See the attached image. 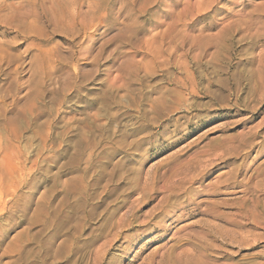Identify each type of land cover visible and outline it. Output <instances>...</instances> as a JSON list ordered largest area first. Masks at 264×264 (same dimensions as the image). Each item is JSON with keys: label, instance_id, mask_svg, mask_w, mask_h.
I'll return each instance as SVG.
<instances>
[{"label": "rangeland", "instance_id": "374dc122", "mask_svg": "<svg viewBox=\"0 0 264 264\" xmlns=\"http://www.w3.org/2000/svg\"><path fill=\"white\" fill-rule=\"evenodd\" d=\"M262 80L264 0H0V264H264Z\"/></svg>", "mask_w": 264, "mask_h": 264}, {"label": "bare ground", "instance_id": "6f19581e", "mask_svg": "<svg viewBox=\"0 0 264 264\" xmlns=\"http://www.w3.org/2000/svg\"><path fill=\"white\" fill-rule=\"evenodd\" d=\"M263 63V62H262ZM163 64V63H162ZM261 64V63H260ZM258 71V70H257ZM192 75V74H191ZM236 75V74H235ZM259 76V75H258ZM144 78H146V77H144ZM200 78V77H199ZM256 78V77H255ZM260 78V77H259ZM263 78V77H262ZM172 79V78H171ZM245 79V78H244ZM258 79V78H257ZM261 79V78H260ZM255 80V79H254ZM165 81V80H164ZM193 81V80H192ZM263 81V80H262ZM264 82V81H263ZM177 83H179V82H177ZM262 83V82H261ZM183 85V84H182ZM185 85V84H184ZM262 85V84H261ZM251 87V86H250ZM175 88V87H174ZM181 88V87H180ZM237 88V87H236ZM260 88V87H259ZM187 89V88H186ZM38 93V92H37ZM179 93L177 94L175 91H173L172 92V90H162V91H159V92H157L156 93V96L154 97V98H152L150 101H149V105H148V110H141V112H139V114L140 115H142V116H145L147 113L148 114H151V115H153V119H152V117L150 116L148 119H146V121H145V123L146 124H144V125H142L143 126V128H144V131H145V133L149 136H151V130H152V128H154V125L153 124H155L158 120L160 121L161 120V118L164 116V114H165V116L166 117H168L169 115V113H171L172 114V111H175V110H171L172 108H176L175 106L177 105L178 107H179V104H180V96L181 95H179ZM146 95H143L141 98H143V99H141L142 101H148V98L147 97H145ZM252 98V97H251ZM247 101V100H246ZM258 101V100H257ZM249 107V106H248ZM177 110V109H176ZM194 111V110H193ZM174 113V112H173ZM139 115V116H140ZM248 119V118H247ZM170 120V119H169ZM172 121V120H171ZM176 119L175 120H173L171 123H172V125L171 126H173L174 127V131L176 132V128H177V124H176ZM162 123V122H161ZM167 126V125H166ZM225 127V126H224ZM223 127V128H224ZM215 128V127H214ZM257 128V127H256ZM158 129H160V128H158ZM164 128H162L161 130H163ZM250 129V128H249ZM211 130V129H210ZM227 130V129H226ZM252 130V129H251ZM141 131V130H140ZM164 131V130H163ZM160 132L161 133V135L163 136V134L165 133V131L164 132ZM178 131V130H177ZM249 132H251L250 130H249ZM159 133V134H160ZM163 133V134H162ZM246 133H248V132H246ZM249 134V133H248ZM161 135H159V139H161L162 140V137H161ZM257 135V134H256ZM201 136V135H200ZM250 136V135H249ZM246 137H248V135H246ZM167 138V137H166ZM254 138V137H253ZM225 139V138H224ZM231 139V138H230ZM255 139H256V137H255ZM264 139V138H263ZM162 142V141H161ZM174 142L175 141H173V142H167V144H170V145H173L174 144ZM135 143V142H134ZM133 143V144H134ZM260 143V142H259ZM132 144V143H131ZM130 144V145H131ZM176 144V143H175ZM263 145V144H262ZM249 147V145L248 144H245L244 145V147ZM258 146H259V144H258ZM133 147V146H132ZM240 147V146H239ZM137 149V148H136ZM236 150V149H235ZM195 152V151H194ZM226 152H228V151H226ZM229 152H230V150H229ZM207 153V152H206ZM205 154V153H204ZM230 154V153H229ZM232 154V153H231ZM230 154V155H231ZM203 155V154H202ZM206 156V155H205ZM228 156V155H227ZM242 156V155H241ZM244 156V155H243ZM177 159V158H176ZM215 159V158H214ZM213 159V160H214ZM218 159V158H217ZM229 159V158H228ZM236 159V158H235ZM173 160V159H172ZM221 160H223L224 161V159H221ZM178 161V160H177ZM208 161V160H207ZM217 161V160H216ZM173 162V161H172ZM206 162V161H205ZM168 163H170V162H168ZM166 164V163H165ZM191 165V164H190ZM189 165V166H190ZM209 165V164H208ZM212 165V164H211ZM210 165V166H211ZM160 166H163V165H160ZM158 168H160L159 166H157ZM202 167V166H201ZM204 167V166H203ZM120 167H115L114 168V170L110 173V179H114V180H116L117 181V183H118V181L120 182V180H123L122 179V173L118 170ZM192 168V167H191ZM206 168V167H205ZM208 168V167H207ZM178 169V168H177ZM184 169V168H183ZM185 169H186V167H185ZM189 169V168H188ZM134 170V169H133ZM133 170L131 171L130 170V172H132V173H129V174H132V176L134 177L133 179V181H134V183H135V181H137L138 180V178H140V173L142 172V171H140V173L136 170V171H134L133 172ZM154 170V169H153ZM152 170V171H153ZM158 170H160V169H156L155 171H149L150 173L149 174H147V178L145 179V181H146V183L148 182L147 180H149L150 181V183L151 184H153L157 179H158V181L160 180L159 179V177L160 178H162L161 177V175H159L160 173L158 172ZM211 170V169H210ZM118 171H119V173H118ZM172 171V170H171ZM175 171V170H174ZM187 171V170H186ZM241 171V170H240ZM128 172V171H127ZM182 172V171H181ZM188 172V171H187ZM206 172V171H205ZM121 173V174H120ZM175 173V172H174ZM180 173V172H179ZM186 173V172H185ZM193 173V172H192ZM239 173V172H238ZM242 173V172H241ZM172 174V173H171ZM178 174V173H177ZM123 175H125V173L123 174ZM142 175V174H141ZM164 175V174H163ZM175 175V174H174ZM192 175V174H191ZM203 175V174H202ZM146 176V175H145ZM176 176V175H175ZM246 176V175H245ZM124 177V176H123ZM129 177V176H128ZM165 177H167V176H165ZM164 177V178H165ZM172 177H174V176H172L171 175V177L169 176V178H172ZM200 177H201V175H200ZM250 177H251V175H250ZM127 178V177H126ZM187 178V177H186ZM185 178V179H186ZM191 178V177H190ZM189 178V179H190ZM196 178V177H195ZM137 179V180H136ZM142 179V178H141ZM167 179V178H166ZM127 180V179H126ZM163 180V179H162ZM169 180V179H168ZM167 180V181H168ZM174 180V179H173ZM188 180V179H187ZM197 180H199V179H197ZM128 181V180H127ZM130 181V180H129ZM132 181V180H131ZM130 181V182H131ZM132 181V182H133ZM166 181V180H165ZM165 181H163V182H165ZM171 181V180H170ZM185 181V180H184ZM122 182V181H121ZM160 182V181H159ZM162 182V181H161ZM177 182V181H176ZM189 182V181H188ZM195 182V181H194ZM193 182V183H194ZM197 182H199V181H197ZM126 183V182H125ZM128 183V182H127ZM137 183V182H136ZM171 183H172V181H171ZM191 183H192V181H191ZM196 183V182H195ZM138 184V183H137ZM145 184V183H144ZM157 184V183H156ZM174 184V183H173ZM127 185H129V184H127ZM130 185H132V183L130 184ZM143 185V184H142ZM179 185V184H178ZM181 185V184H180ZM186 184H184V186H185ZM193 185V184H192ZM228 185V184H227ZM124 186H126V185H124ZM157 186H158V184H157ZM176 186V185H175ZM174 186V187H175ZM183 186V185H182ZM183 186V187H184ZM225 186V185H224ZM122 187V186H121ZM129 187H131V186H129ZM135 187H137V186H135ZM149 187V186H148ZM167 187V186H166ZM165 187V188H166ZM179 187V186H178ZM181 187V186H180ZM213 187V186H212ZM229 187V186H228ZM141 188V187H140ZM168 188V187H167ZM227 188V187H226ZM134 189V188H133ZM139 189V188H138ZM153 189V188H152ZM151 189V190H152ZM154 189H155V186H154ZM159 189H160V187H159ZM172 189H173V187H172ZM171 189V190H172ZM178 189V188H177ZM124 190V189H123ZM122 190V191H123ZM129 190H131V188L129 189ZM128 190V188H127V191H129ZM156 190V189H155ZM169 190H170V188H169ZM181 190V189H180ZM133 191H136V190H133ZM132 191V192H133ZM138 191V190H137ZM148 191V190H147ZM157 191V190H156ZM173 191H175V189L173 190ZM172 191V192H173ZM177 191V190H176ZM185 191H187V190H185ZM241 191V190H240ZM178 192V191H177ZM215 192V191H214ZM122 193V192H121ZM125 193V192H124ZM135 193V192H134ZM152 193V192H151ZM153 193H155V192H153ZM195 193V192H194ZM139 194V193H138ZM160 194V193H159ZM158 194V195H159ZM168 194H169V192H168ZM173 194H176L175 192L173 193ZM131 195V194H130ZM133 195V194H132ZM169 195H171V194H169ZM177 195V194H176ZM147 196V195H146ZM150 195H148V197H149ZM125 197V196H124ZM128 197H129V195H128ZM127 197V198H128ZM131 197V196H130ZM163 197L164 198H166V194H165V196H164V192H163ZM162 196H161V198H163ZM173 197H174V195H173ZM163 198V199H164ZM126 199V198H125ZM138 199V198H137ZM169 199V198H168ZM167 198L165 199V200H168ZM123 200V199H122ZM149 201V200H148ZM161 201V200H160ZM144 202H145V200H144ZM162 202V201H161ZM164 202H166V201H164ZM170 202V201H169ZM172 202V201H171ZM158 203V202H157ZM163 203V202H162ZM122 204V203H121ZM125 204H126V202H125ZM159 204V203H158ZM161 204V203H160ZM166 204H168V202L166 203ZM165 204V205H166ZM123 205V204H122ZM164 205V204H163ZM171 205V204H170ZM157 206V205H156ZM172 206V205H171ZM123 207V206H122ZM130 207V206H129ZM154 207V206H153ZM163 207V206H162ZM165 207V206H164ZM168 207V206H167ZM156 208V207H155ZM158 208V207H157ZM161 208V207H160ZM159 208V209H160ZM129 209V208H128ZM140 209V208H139ZM162 209V208H161ZM175 209V208H174ZM118 211V210H117ZM129 211V210H128ZM135 211V210H134ZM153 211V210H152ZM160 211V210H159ZM159 211H157V212H159ZM162 212H163V210H161ZM165 211V210H164ZM188 211V210H187ZM115 212V211H114ZM136 212H138L137 210H136ZM172 212V211H171ZM126 213V212H125ZM159 213H161V212H159ZM164 213V212H163ZM166 213V212H165ZM174 213V212H173ZM173 213H172V215H173ZM155 214V213H154ZM167 214H169L168 212H167ZM123 215H124V213H123ZM161 215H163V214H161ZM127 216H129V215H127ZM126 216V217H127ZM137 216V215H136ZM122 217V216H121ZM125 217V216H124ZM145 217V216H144ZM156 217V216H155ZM162 217H164V216H162ZM130 218V217H129ZM137 218H139V217H137ZM136 218V219H137ZM141 218V217H140ZM151 218V217H150ZM123 219V218H122ZM124 219H126V218H124ZM131 219V218H130ZM132 219H133V217H132ZM156 219H157V217H156ZM155 219V220H156ZM159 219H164V218H161V216H160V218ZM171 219V218H170ZM121 220V219H120ZM139 220V219H138ZM151 220V219H150ZM123 221V220H122ZM157 221H159L158 219H157ZM128 222V221H127ZM132 221H130V223H131ZM119 223V222H118ZM123 223V222H122ZM134 223V222H133ZM129 223H127V225H128ZM116 226L118 227L119 225L118 224H116ZM126 226V225H125ZM123 227V226H122ZM121 227V228H122ZM131 227V226H130ZM142 227V226H141ZM116 228V227H115ZM121 228H119V229H121ZM126 228V227H125ZM116 229H118V228H116ZM118 236V235H117ZM116 236V237H117ZM188 255V254H187ZM185 256V255H184Z\"/></svg>", "mask_w": 264, "mask_h": 264}]
</instances>
